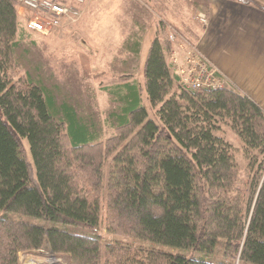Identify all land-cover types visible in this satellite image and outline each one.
Masks as SVG:
<instances>
[{
    "label": "trees",
    "instance_id": "trees-1",
    "mask_svg": "<svg viewBox=\"0 0 264 264\" xmlns=\"http://www.w3.org/2000/svg\"><path fill=\"white\" fill-rule=\"evenodd\" d=\"M25 34L16 0H0V264L42 249L70 264H264V114L252 101L229 87L180 88L170 44L155 37L143 78L157 123L136 82H126L109 92L121 107L109 114L114 134L100 142L95 124L17 77ZM227 133L242 145L245 183ZM102 190L108 233L168 251L103 244Z\"/></svg>",
    "mask_w": 264,
    "mask_h": 264
},
{
    "label": "rangeland",
    "instance_id": "rangeland-1",
    "mask_svg": "<svg viewBox=\"0 0 264 264\" xmlns=\"http://www.w3.org/2000/svg\"><path fill=\"white\" fill-rule=\"evenodd\" d=\"M202 1L144 0L141 3L136 0H89L79 19L63 23L49 36L25 34L18 38L15 52L17 77H30L50 91L57 106L66 104L79 116L95 124L101 132L100 142L106 141L114 134L115 128L109 124V114L118 112L121 107L109 92L126 82H136L140 88L141 105L146 109L149 119L157 123L156 115L151 113L143 78V65L149 44L153 37H158L162 43H165L167 38L171 49L173 45L169 40V28L174 30L176 23L184 29L183 25L187 24L189 19L200 23L197 16L203 15V7L200 8L204 6ZM253 1L264 6V0ZM203 16L207 23L206 16ZM175 33L198 51L194 43L177 31ZM147 34L149 39L146 45H143ZM134 42L144 46L142 53L136 55L126 51ZM200 55L203 56L201 53ZM167 56L169 59V51ZM206 61L216 69L208 59ZM226 138L233 146L239 181L245 183L248 171L242 145L233 134L227 133ZM22 143L30 174L35 178L28 144L23 139ZM110 161L109 159L104 167L105 175ZM100 198L99 235L103 244H120L132 249L143 247L146 250L154 247L168 251L166 247L108 233L105 191L102 190ZM11 217L16 221L42 224L32 218L14 215ZM18 260L19 264H70L68 256L53 257L45 249L29 253L20 252Z\"/></svg>",
    "mask_w": 264,
    "mask_h": 264
},
{
    "label": "crops",
    "instance_id": "crops-1",
    "mask_svg": "<svg viewBox=\"0 0 264 264\" xmlns=\"http://www.w3.org/2000/svg\"><path fill=\"white\" fill-rule=\"evenodd\" d=\"M202 3L201 14L207 18L205 25L189 19L184 29L174 23V30L197 46L223 75L225 86L248 98L264 114V6L253 0H203ZM19 14L22 24L20 11ZM146 36L149 34L145 35L143 45L149 39ZM143 49L144 46L134 42L126 51L137 55Z\"/></svg>",
    "mask_w": 264,
    "mask_h": 264
},
{
    "label": "built area",
    "instance_id": "built-area-1",
    "mask_svg": "<svg viewBox=\"0 0 264 264\" xmlns=\"http://www.w3.org/2000/svg\"><path fill=\"white\" fill-rule=\"evenodd\" d=\"M143 2L144 0H136ZM27 32L49 36L63 23L75 22L82 14L88 0H16ZM206 24L203 15L197 16ZM169 28L171 72L177 86L192 91L209 92L225 87V79L217 69L209 66L206 59L190 44ZM180 39V40H179ZM53 264V263H52Z\"/></svg>",
    "mask_w": 264,
    "mask_h": 264
}]
</instances>
